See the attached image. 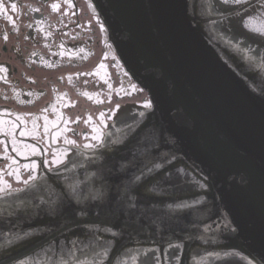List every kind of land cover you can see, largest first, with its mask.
Segmentation results:
<instances>
[{"label":"water","instance_id":"water-1","mask_svg":"<svg viewBox=\"0 0 264 264\" xmlns=\"http://www.w3.org/2000/svg\"><path fill=\"white\" fill-rule=\"evenodd\" d=\"M225 1L90 0L152 107L104 148L78 151L62 172L0 199L2 264L34 255L66 235L113 238L112 255L102 264H114L131 244L160 248L162 254L177 248L178 264H191L194 254L218 264L230 252L245 264H264V51L254 36L262 34L256 32L257 20L243 14L214 24L226 17L216 13ZM247 20L253 33L243 32V49H234L227 37L230 24L245 28ZM96 23L100 29L102 23ZM102 44L103 38L99 56ZM113 72L94 70L90 80L79 81L86 99L76 96L75 79L51 80L55 96L66 93L70 99L61 95L53 102L58 110L46 114L50 121L41 114L14 111L15 116L38 129V123L58 124L66 132L59 135L68 139L67 127L93 136L95 128L112 122L101 113L115 111V93L121 104L147 96L135 85L125 89V78ZM94 92L104 102L88 106L85 100L98 96L90 95ZM38 129L26 138L40 140ZM156 163L159 169L135 181L145 164ZM105 227L111 232L102 231ZM156 256L145 253V262L161 264Z\"/></svg>","mask_w":264,"mask_h":264},{"label":"flooded vegetation","instance_id":"flooded-vegetation-1","mask_svg":"<svg viewBox=\"0 0 264 264\" xmlns=\"http://www.w3.org/2000/svg\"><path fill=\"white\" fill-rule=\"evenodd\" d=\"M4 3L9 4L11 9L15 4V10L20 11L18 15L24 17L22 23L26 21L25 32H21L20 36L18 35L19 28L11 19L9 26L8 10L4 7ZM53 5L56 7L54 8ZM53 14L57 16L54 20L51 19ZM261 14H264V1L253 10L246 12L244 16L245 19L251 21ZM91 21L100 24V20L88 0H0V85H9L7 89H4L5 93L0 91V189H3L0 191V199L10 200L11 192L25 188L33 180L41 179L46 175L48 169H55V159L59 161L66 159L72 153V146L78 145L77 140L59 135L64 129L60 128L58 124L54 126V123L42 122L39 130L35 123L30 125L19 119L17 115L15 116L14 111L17 112V110L12 105L31 104L35 106L47 97L48 92L43 87L46 79L43 76L37 78L35 74H42L45 69H51V64L56 63L53 68H58V65L80 67L97 57L91 44L95 37L94 34L97 32V24H92ZM100 26L103 52L100 56V53L98 54L95 64L87 70L86 76H91L94 70H103L110 75L114 68L120 77H124L122 67L112 52L101 24ZM256 32L264 36V27H258ZM38 43L44 45L45 51L34 48ZM20 70H23V73H20ZM76 74L83 75L85 71L74 72V75ZM98 78L102 79L99 76ZM111 80L114 81V77H111ZM30 81L37 86V89L24 88L25 84ZM124 83L125 89L130 88L126 78ZM10 85L12 86L11 90ZM27 85L30 86L29 83ZM109 89L113 92L118 88ZM116 94L118 99L120 95ZM53 99L55 102L57 101L55 97ZM136 103L133 102L129 105L137 106ZM42 109L43 116H46L50 109L58 110L54 108V103L48 101ZM49 125L50 133H47L46 127ZM37 126L39 127L38 124ZM37 129L38 132H42L38 134L42 136L38 142L35 138V140L26 138L30 132L34 133ZM94 132L95 136L102 138L101 142L105 141V132L99 130ZM64 133L66 134L65 130ZM118 134L113 129L111 133L107 134L106 139H113ZM72 141L75 143H71ZM97 143L100 142L96 141L95 145ZM32 165H36V167L33 168ZM100 238L99 236V239L92 243L85 235L80 237L66 235L37 252L32 258L23 261L22 264H61L62 260H66L68 264H81V262L83 264H102L112 255L111 251L115 247V242L111 237ZM72 241L77 242L75 246L71 243ZM99 244L107 247V255L97 256L91 252V248L102 251L97 247ZM215 244L218 247L222 246L221 243ZM69 249L73 252L72 256L68 255ZM85 252L87 254H83ZM145 252H150V254L159 252L157 255L164 264H167V261L168 264L179 263L180 252L177 248L167 252L170 259H164L160 254V248L158 251L155 248L134 244L122 250L114 264H142L141 262H145V260L137 259L145 258ZM171 256L176 258L175 261ZM133 257L136 259L133 260ZM232 258L233 256L230 259H224L220 264H243ZM151 261L155 263L154 259ZM191 261L192 264H212L198 254H194Z\"/></svg>","mask_w":264,"mask_h":264},{"label":"rangeland","instance_id":"rangeland-1","mask_svg":"<svg viewBox=\"0 0 264 264\" xmlns=\"http://www.w3.org/2000/svg\"><path fill=\"white\" fill-rule=\"evenodd\" d=\"M87 4V3H86ZM8 6H10L9 4H8ZM56 15H51V19L52 20H54V19H56ZM91 23L93 24V23H96L95 21H91ZM97 24V23H96ZM96 30H97V32L94 34L95 35V37H93V42H91V44L93 45V48L95 49V51H96V53H97V57H98V54H99V50H100V44H101V35H100V29H99V27H98V25H97V28H96ZM88 45H89V43H88ZM89 47H90V45H89ZM34 48L36 49V50H40V51H45V47H44V45H42V44H37V45H35L34 46ZM42 53H45V52H42ZM96 57V58H97ZM96 58H93L92 59V62H95L96 61ZM91 65H84V66H82V67H79V68H71V71L70 72H75V70H77V69H80V71L81 70H86L88 67H90ZM64 71H65V69H61V70H58V71H51L50 73H42V74H38V73H36L35 74V76L38 78V77H42V76H45L46 77V81H45V83L43 84L44 86V89H46L47 90V92H48V95H47V97L42 101V103H40V104H36L34 107L33 106H29V107H24V106H20V105H12L14 108H15V110H17L18 112H20V113H26V112H38L39 110H41L43 107H44V105L46 104V102L48 101V102H50V103H53V101H52V99L54 98V97H56L55 96V93H54V91H53V88H52V85H51V83H50V81L51 80H55V79H58V78H60V76L64 73ZM20 73H23V70H20ZM27 75V74H26ZM17 77H19L18 76V74H17ZM29 83V87H28V84ZM28 83H26L25 84V86H24V88H28V89H37V86L36 85H34V84H32L31 83V81L30 82H28ZM39 85V84H38ZM40 85H41V83H40ZM0 87H1V92H3V93H5V90L4 89H7L8 87H9V85L8 84H3V85H0ZM12 89V86L10 85V90ZM10 105H11V103H10ZM31 107H33V108H31ZM43 110V109H42ZM47 110V109H46Z\"/></svg>","mask_w":264,"mask_h":264},{"label":"snow or ice","instance_id":"snow-or-ice-1","mask_svg":"<svg viewBox=\"0 0 264 264\" xmlns=\"http://www.w3.org/2000/svg\"><path fill=\"white\" fill-rule=\"evenodd\" d=\"M234 2L239 3L240 0H234ZM15 7H16V5L13 4V5H12V8L15 9ZM53 7L55 8L56 5H53ZM133 88H135L134 85H133ZM86 95H87V94H86ZM144 106L150 108V107H151V104H150V103H145ZM117 107H119V105H117ZM140 115L143 116L144 113H140ZM101 116H103V113H101ZM102 123H103V121H102ZM93 139H96L98 142L101 141V137H100V136H95V137H93ZM115 142H116V141H113V143H115ZM71 143H75V142L72 141ZM101 146H103L102 143H101ZM85 147H95V145H85ZM54 162H55V163H60L61 161L57 160V161H54ZM31 167L35 168L36 165H32ZM160 167H161V165L158 164V163L152 165L151 167H150L149 165L145 164V165H144V168L140 171V174H138V175L135 176V181H136V182L141 181V179L145 177V173H147V174H151L155 169H159ZM25 183H26V182H25ZM2 190H3V189H0V191H2ZM154 190H155V189H153V191H154ZM74 191H75V189H74ZM84 198L86 199L87 197H84ZM96 198H97V197H93V199H96ZM77 199H80V197L77 196ZM169 207H171V206H169ZM177 207H187V205H185V204H180V205H177ZM80 215H84V213L81 212ZM102 231H104V232H111V229L105 227V228L102 229ZM112 234H113V235H116V233H112ZM71 243L73 244V246H75L77 242H76V241H72ZM97 247H98L99 249H102V251H97V248H91V252H92L93 254H95V255H97V256H104V255H107L108 249H107V247H106L105 245H103V244H99ZM170 247H171V245H170ZM177 247H179V246H177ZM83 254H87V253L85 252V253H83ZM68 255H69V256H72V255H73V252H72L71 249H69ZM135 259H136V257H133V260H135ZM145 261L147 262V257L145 258ZM0 264H2V262H0ZM21 264H22V262H21ZM61 264H68V262H67L66 260H62V261H61ZM81 264H83V262H81Z\"/></svg>","mask_w":264,"mask_h":264}]
</instances>
